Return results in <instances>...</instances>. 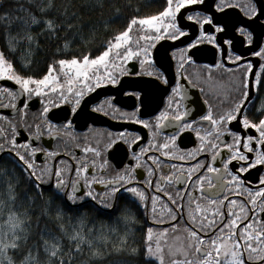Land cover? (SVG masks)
Returning a JSON list of instances; mask_svg holds the SVG:
<instances>
[{
    "label": "snow or ice",
    "instance_id": "snow-or-ice-1",
    "mask_svg": "<svg viewBox=\"0 0 264 264\" xmlns=\"http://www.w3.org/2000/svg\"><path fill=\"white\" fill-rule=\"evenodd\" d=\"M105 3L113 16L100 23L111 34L94 52L84 48V29L90 26L70 11V0H16L14 9L0 11V109L14 110L23 119L33 97L43 105V129L41 123L26 125L28 136L21 137L24 126L18 121L0 114V264H129L125 256L138 264H264V106L256 110L255 118L243 110L250 89L264 88V76L254 71L251 60L234 51L238 33L264 71V0H247L244 20L227 16L225 9L232 7L229 0L215 3L221 16L194 11L205 0H164L158 11L146 15L130 3L122 5L125 14L116 0H96L95 6L103 9ZM121 21L118 30H111ZM193 26L199 31L195 39L189 38ZM182 37L187 43L179 49L176 76L187 87L178 80L170 82L165 74L167 49L154 56L161 41ZM201 44L213 45L222 59L207 65L203 82L208 90H199L219 98L223 82L214 78L213 70L228 73L227 95H237L226 108L214 110L208 99L203 101L206 111L199 110L195 100L192 107L186 103L189 88L198 84L182 69L194 63L190 50ZM37 51L51 52L39 74L32 69ZM18 52L27 55L13 62L10 57ZM171 57L175 59L176 53ZM228 60L243 69L239 77L225 66ZM143 75L171 89L167 109L150 119L142 118L146 113L141 112L148 107L147 90L125 92L121 83L122 77ZM105 86L134 97L139 104L129 113L111 97L92 107L91 113L142 125L152 137L148 145H138V151H131L133 162L124 164L117 142L131 149L141 136L108 133L103 147L99 142L96 146L76 143L80 156L66 149L63 155L68 162L56 159L62 153L45 148L42 137L75 140L69 115L83 113L92 103L90 94ZM64 104L70 112L58 126L47 114ZM233 121L239 126L236 129L230 126ZM166 128L171 132L165 133ZM185 132L194 134L195 147L178 145ZM114 145L116 164L112 165L104 153ZM147 152L159 155L145 156ZM41 155L44 160L38 163ZM162 157L194 163L166 164ZM138 169L145 170L143 178ZM250 170H256L255 182L244 175ZM21 185H26L22 194L17 192ZM95 185L103 190L97 191ZM140 210L152 226L145 223L139 246L130 245L127 235H117L116 227L95 223L97 218H107L113 225H132ZM170 230L177 233L172 242Z\"/></svg>",
    "mask_w": 264,
    "mask_h": 264
},
{
    "label": "flooded vegetation",
    "instance_id": "flooded-vegetation-1",
    "mask_svg": "<svg viewBox=\"0 0 264 264\" xmlns=\"http://www.w3.org/2000/svg\"><path fill=\"white\" fill-rule=\"evenodd\" d=\"M217 0L212 1L213 9H210L212 12L215 10V15L221 16L223 15L220 12H217L215 8V3ZM211 3L208 0H205V6H207V9L210 8L208 5ZM229 3L232 5V7L225 9V13L227 16L234 20H244L246 19L244 15L245 5L247 4V0H229ZM183 12V10H182ZM203 14H212V12H205L200 11ZM189 13H185V16ZM183 23H188L191 25H195L194 21H186L184 20ZM199 35L198 27L193 26L189 30V38L195 39L196 36ZM237 38L234 40V51L237 54L242 55L244 60H251L255 65L254 71L256 73H260L261 69L259 67L258 57H253L249 53L250 46L241 43V38L239 37V34H236ZM187 39L181 38L177 41H161L160 44L157 45V50L154 51V56L158 53H163L164 49L168 50L169 59L165 63V67L167 68V72L165 73L170 82H174L178 80L181 84L185 85L187 87L186 81H184L182 78L176 76V70L179 63V56L180 51L179 49L184 48L186 46ZM163 45V48L161 47ZM172 52L176 53V58L173 59L171 57ZM193 57L194 63L191 64H185L184 69L182 71L193 81V83H197L198 87L196 88H189V101L186 103L189 107H192L191 101L195 100L197 103V106L199 110L206 111L207 105L203 104V101L205 99H208L210 103L214 105V110L216 106L219 107H228L229 102L233 96H236V93H231V96L227 95L230 90V84L228 76L229 74L226 72H223V70H213V76L216 80L223 82V88L221 89V96L219 98H213L211 95H205L204 93H201L199 88L204 87L205 91L208 90V84L204 83L203 81L206 78V73L208 71L207 65L213 64L217 61H220L222 59L220 53L218 50L215 49L213 45L209 44H201L198 45L196 48L190 50V53ZM243 61H241L242 63ZM225 66L228 68H232L235 72L236 76L239 77L240 73L243 71V69H238L236 64H233L232 61L228 60L225 61ZM139 70V69H138ZM253 77V82H254ZM121 83L124 86L125 92H133L140 90L141 88L146 89L148 92V107L146 109L141 108L142 113H146L142 118L144 119H150L151 117L158 115L160 111H164L167 109L168 104V97L171 95V89L167 86L161 85L159 81H156L154 77H149L147 75H143L141 77H131V76H125L122 77ZM8 86L12 85V82H7ZM253 95L252 98L247 102L245 101V108L243 109L245 112L248 113L250 118H255L256 110L263 106L262 100L257 96V88L253 87ZM250 94V91H249ZM90 97L92 99V103L89 104V107L84 110L83 113H80L79 115H69L70 112V106L67 104L60 105L57 108L50 109L48 115V119L52 120L53 123L57 124L58 126L64 123L63 117L65 115H69V119L72 120V133L76 137L75 140H72L68 137L63 138H53L49 137L47 134H45L42 137L41 144L48 148L49 150H55L62 155L60 157H57L56 159H64L66 162H68V157L63 155V152L67 149L72 152H74L77 156L81 155L80 149H77L75 147L76 143L84 145H91L96 146L97 142H99V145L103 147L104 143L108 140V133H125L126 135L128 133H134L141 136V140L137 142V144L132 145V148L129 149L128 145L124 144L122 141H118L119 145V157L123 158L124 164L132 163V156L131 151L135 150L138 151V145L140 147H146L148 145L149 140L152 138L151 134L148 129H145L142 125L136 124L134 121L129 120H116L112 119L111 116H104L102 113H91L92 107L96 106L97 104H100L106 100H108L111 97H114V102L119 101L120 107L123 111L126 112H133L135 111V106L139 104V101L136 100L132 96H126L123 94H117L116 89H114L112 86H105L101 89H97L94 93L90 94ZM223 99L224 103L222 105L218 104V100ZM42 103L41 99L39 97H33L30 101H28V107L25 109V112L27 113L23 119H21L20 115L16 113L14 110L11 109H0V114L8 115L10 118L18 121L21 125L24 127L20 128L21 137L28 136L30 133L26 129V125L34 124V123H41V128L43 129V120L41 117L42 112ZM91 113V115H89ZM59 117V119L57 118ZM234 129L239 127L237 125L236 121H233L230 125ZM165 133L171 132V129H163ZM250 131V130H249ZM19 139V138H18ZM178 145L181 148H187L190 149L192 147L196 146V143L198 141L195 140V136L193 133L185 132L181 135V137L177 140ZM117 145H114L112 149H109L107 153H104V157L109 160V163L112 165L116 164V160L113 159V153L116 152ZM127 153V155H125ZM91 157V153L88 154ZM150 155H159V153L154 152H147L145 156ZM162 159L165 161L166 164H172V163H183L185 165L189 163H194V161H174V160H168L167 158ZM44 160V157L38 156V163H42ZM51 162V161H50ZM100 161H98L99 163ZM235 163V162H233ZM109 174H111V169H109ZM138 176H141L143 178V175H146V172L144 169H138L137 170ZM261 174H264L262 172ZM248 176L249 179L253 180L255 182V177L257 175L256 170H250V173L244 174ZM255 186V183H254ZM97 191H102L103 186L102 185H95ZM234 198L230 196V199ZM239 199L238 197H235ZM143 212V210H140ZM146 217V216H145ZM147 224L149 226H152V221L146 217ZM167 225H159L156 226L157 228H161ZM177 235V233L169 232V237L171 241V237ZM183 239V236L181 237ZM176 243H179L177 241Z\"/></svg>",
    "mask_w": 264,
    "mask_h": 264
},
{
    "label": "trees",
    "instance_id": "trees-1",
    "mask_svg": "<svg viewBox=\"0 0 264 264\" xmlns=\"http://www.w3.org/2000/svg\"><path fill=\"white\" fill-rule=\"evenodd\" d=\"M23 2V0H21ZM68 0H57V3H66ZM164 0H116L117 6L121 7V10L127 14V10L122 7L125 3H130L134 9H139V14H151L158 11L163 4ZM71 8L70 11H75L77 15L80 17L81 21L84 22L85 25L90 27H85L84 29V37L86 43L84 48L86 50L95 51L97 47H99L104 40H106L111 34L109 30H106L104 25L100 23L101 20H108L113 16V9L111 8L109 3H105L104 8L100 9L96 7V0H70ZM27 6V5H26ZM16 7V0H0V11L9 10L11 11ZM120 24L111 25V30H118L120 28ZM0 33H2V29H0ZM91 37V41L87 42ZM0 47H3V40L0 39ZM51 54L50 51L44 52H35L32 56L33 65L32 69L36 74L41 73L45 67V61L48 56ZM21 55H27L26 53L18 52L16 56L10 57L13 62H16L17 57ZM260 74L264 76V71L261 70ZM257 96L262 100V104L264 106V88L257 89ZM26 188V185H21L17 188V192L23 193ZM137 223L132 225H124L122 223L114 224L112 221L107 220V218H97L95 223L97 226L101 224L106 225L107 227H116L117 235H127L128 243L132 246H139L142 243V238L144 236V226L147 222L145 215L142 211L136 213ZM35 219V217H33ZM91 220V217H90ZM50 227L55 228L54 224H50ZM127 228V231H126ZM116 237L113 236V239ZM126 259L129 264H138V261L130 256L123 257Z\"/></svg>",
    "mask_w": 264,
    "mask_h": 264
},
{
    "label": "water",
    "instance_id": "water-1",
    "mask_svg": "<svg viewBox=\"0 0 264 264\" xmlns=\"http://www.w3.org/2000/svg\"><path fill=\"white\" fill-rule=\"evenodd\" d=\"M208 1H210L211 3H209L208 5L210 6V8L209 9H207V6H203V7H197V8H195L194 9V11H205V12H212L210 9H213V5H212V1L213 0H208ZM212 13H215V10H213V12ZM252 80H253V77H252ZM253 93H254V91H253V87L250 89V94H249V98H248V100H247V102L252 98V95H253ZM247 102H246V104H247ZM245 104V105H246Z\"/></svg>",
    "mask_w": 264,
    "mask_h": 264
}]
</instances>
